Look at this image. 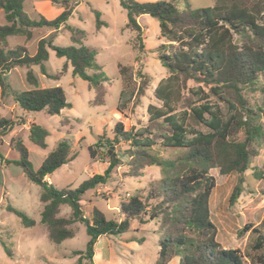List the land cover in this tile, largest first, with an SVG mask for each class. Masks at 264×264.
Returning <instances> with one entry per match:
<instances>
[{
	"label": "trees",
	"instance_id": "1",
	"mask_svg": "<svg viewBox=\"0 0 264 264\" xmlns=\"http://www.w3.org/2000/svg\"><path fill=\"white\" fill-rule=\"evenodd\" d=\"M27 1L0 0V10L6 21L0 24L2 98L9 89L3 79L6 73L17 67L40 65L46 74L44 63L52 49L57 57L67 60L63 71L55 75L56 80H60L71 65L73 74L85 80L95 92L91 104L104 105L105 78L96 54L84 46L85 32L66 24L74 8L69 7L66 0H43L50 1L53 6L59 5L63 8L62 13L53 20L41 15L31 18L24 11ZM120 1L127 11L125 30L137 33L135 49L140 53L146 47L139 18L148 15L158 22L166 43L159 46L156 53L168 75L154 90L160 106H148L147 126L125 131L118 123L115 133L129 147L131 176H143L147 167L157 166L163 168L166 178L158 193L151 188L145 197L139 192L122 200L118 219H109L95 206L89 218L85 215L83 197L108 183L114 168L121 162L117 155H108L109 167L79 187L57 189L47 177L74 160L70 143L60 142L34 171L23 141L12 139L11 147L19 152V164L24 173L42 187L41 223L47 229L49 240L61 244L73 239L76 236L73 226L83 224L89 240L86 250L75 251L74 255L79 256L78 264H95L96 244L101 237L124 235L134 222L143 225L157 221L161 226V238L154 264H170L176 257L181 258L180 264H264V254L249 263L240 251L221 247L210 209V198L217 184L213 172L219 170L223 176L244 174L257 155L255 142L264 140V125L258 120L259 113L264 114V108L258 105L252 108L246 96V93L260 91L259 82L264 75V0H218L213 6L198 9L189 0ZM93 12L100 29L104 25L101 14L96 10ZM42 28L69 29L73 45L60 48L53 45L52 38H42L36 54L30 55L27 44L33 31ZM11 37L24 38V44L12 47L8 41ZM119 73L123 88L117 110L124 114L130 106L136 108L142 103L152 79L132 66L120 65ZM28 81L36 88L13 93L22 110L56 116L71 108L62 86L39 88L32 72L28 73ZM189 82L197 86L188 87ZM23 125L26 120L22 117L0 116V145L6 136ZM29 131V140L45 149L48 131L34 123ZM240 132L244 133V140L236 138ZM98 146L89 147L92 159L98 155ZM106 147L109 154L110 141L106 142ZM155 147L186 150L187 154L179 161H166L153 153ZM257 177L262 179L261 174ZM240 195L241 187L237 186L231 203L237 202ZM63 206L72 210L68 217L61 216ZM9 210L17 214L26 227L36 225L18 210L12 207ZM249 230L258 234L256 250H264V217L258 227L248 225L243 233ZM6 250L13 255L10 249Z\"/></svg>",
	"mask_w": 264,
	"mask_h": 264
},
{
	"label": "rangeland",
	"instance_id": "2",
	"mask_svg": "<svg viewBox=\"0 0 264 264\" xmlns=\"http://www.w3.org/2000/svg\"><path fill=\"white\" fill-rule=\"evenodd\" d=\"M66 1L69 2V7L74 8L66 24L85 32L84 46L96 54L97 63L102 67L105 78L103 84L106 89L105 104L102 106L91 104L95 92L85 80L73 74L71 65L60 80H56L55 75L63 71L67 60L57 57L50 49L49 59L44 63L46 74L42 71V66L37 65L30 68L17 67L3 76L9 89L3 98L0 90V116L8 118L12 116L10 107L15 102L14 92L36 88L28 81L29 72L37 79L39 88L62 86L67 101L71 104L70 109L56 116H50L45 112L31 113L33 123L49 133L46 139L47 147L42 149L33 144L29 140V131L23 126L17 129L20 132L16 134L15 139L20 138L28 149L34 171L40 168L43 160L60 142L66 140L70 143L71 156H75L74 160L49 176L51 184L57 189L70 186L75 189L94 174L103 173L109 167L108 155L116 154L121 162L114 168L108 183L86 193L82 202L85 214H90V217L91 209L95 206L109 219H118L122 200L129 199L139 192L145 197L151 188L158 193L162 181L166 178L163 168L157 166L147 167L143 171V176H131L127 153L129 147L115 133L118 123L123 125L125 131L147 126L148 106H160V102L154 96V90L168 72L158 59L156 51L166 41L161 37L158 22L144 15L139 21L144 30L142 39L146 50L140 53L135 49L138 43L137 33L125 30L128 17L120 0ZM189 1L198 9L213 6L218 0ZM41 2L43 0H28L24 5V11L31 18H38L41 15L53 20L58 16L53 17L52 7L63 9L59 5L42 7ZM93 10L100 12L101 21L104 22L100 29L97 28V17ZM5 23V15L0 11V24ZM42 38H52L53 45L60 48L73 45L69 29L61 28L59 31L36 29L27 44L30 55L36 54L38 42ZM8 41L14 47L23 45L25 39L11 37ZM120 65L132 66L135 71L146 73L152 79L142 103L136 108L130 106L124 114L117 110L123 88L119 73ZM196 86L194 82L188 84V87ZM259 86V92L246 93L252 108H256L257 105L264 108V75ZM258 120L264 125V114L259 113ZM236 138L244 140V133L240 132ZM9 139L7 136L6 140ZM107 141L111 142L109 154L106 152ZM96 144L99 145L96 147L98 155L96 159H92L89 147ZM254 148L257 155L252 160L251 168L244 174L223 176L219 170L213 172L217 177V184L210 198L212 220L218 229V242L224 249L240 251L249 263L264 254V250L255 248L258 234L252 230L243 233L248 225L258 227L264 217V140L256 141ZM153 153L166 161H179L185 157L187 151L155 147ZM20 159L19 152L10 149L7 142L0 145V264H78L79 256H75L74 252L86 250L89 240L86 227L80 223L75 224L73 228L76 230V236L61 244L49 240L47 229L41 223L42 187L29 180L19 164ZM257 174H261L262 179H259ZM237 186L241 187V195L237 202L231 203L232 193ZM9 207L34 220L36 225L26 227ZM71 211L70 207L63 206L61 216L68 217ZM160 231L161 226L157 221L143 225L134 222L131 230L124 235L100 238L94 261L96 264H154L160 248ZM6 248L12 251V256L8 254ZM180 260V257H176L170 264H180Z\"/></svg>",
	"mask_w": 264,
	"mask_h": 264
},
{
	"label": "crops",
	"instance_id": "3",
	"mask_svg": "<svg viewBox=\"0 0 264 264\" xmlns=\"http://www.w3.org/2000/svg\"><path fill=\"white\" fill-rule=\"evenodd\" d=\"M40 5L42 6V7H46L47 5H49V6H51L52 7V3L50 2V1H43V2H41L40 3ZM52 10L54 11L53 12V17H56V16H59L61 13H62V11H63V9H55L54 7H52ZM1 11V10H0ZM52 12V11H51ZM142 17V16H141ZM140 17V18H141ZM140 18H139V20H140ZM139 23H140V21H139ZM41 40V39H40ZM39 40V41H40ZM59 85V84H58ZM0 90H1V88H0ZM1 97H2V95H1ZM4 104V103H3ZM2 104V105H3ZM19 110H21V111H19ZM10 111H11V113H12V116L11 117H9V118H12V119H16V118H18V117H22V118H24L25 120H26V125H23V127L27 130V131H29V128H30V125L31 124H33V121H32V119H31V113L32 112H27V111H24V110H22L19 106H18V104L16 103V101L13 103V105L10 107ZM122 114V113H121ZM21 127V126H20ZM19 130V127H17L14 131H12L9 135H8V137L10 138L8 141L6 140V137L3 139V143H5V142H7L8 143V145L10 146V149H12V147H11V141H12V139H14V138H17L16 136V134L18 133V132H20V131H18ZM23 130V129H22ZM29 134H30V131H29ZM20 139V138H19ZM46 159V158H45ZM44 159V160H45ZM43 160V161H44ZM47 180H48V182L49 183H51L52 181L50 180V178H49V176L47 177ZM118 209V208H117ZM93 210V208L91 209V211ZM86 213V212H85ZM86 215V214H85ZM87 217H89L90 218V214L89 215H86ZM102 238V237H101ZM98 242H99V240H98ZM98 244V243H97ZM97 244H96V251H97ZM96 264V263H95Z\"/></svg>",
	"mask_w": 264,
	"mask_h": 264
}]
</instances>
